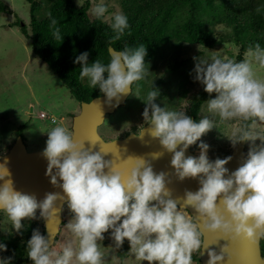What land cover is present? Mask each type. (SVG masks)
<instances>
[{"label": "clouds", "instance_id": "9594fccd", "mask_svg": "<svg viewBox=\"0 0 264 264\" xmlns=\"http://www.w3.org/2000/svg\"><path fill=\"white\" fill-rule=\"evenodd\" d=\"M77 4L80 6V0ZM106 13L104 0L91 9L98 20ZM49 16L54 39L62 40L56 19ZM111 21L113 36L109 44L120 40L130 28L122 12L112 13ZM109 55L110 61L105 64L99 59L89 62V53L83 52L74 63L81 66V81L98 88L109 105L116 100L118 106L124 95H135L133 84L145 79L149 70L145 68L147 49L144 44L122 51L109 48ZM248 57L240 62L193 58L195 81L206 93L216 94L207 101L208 112L221 121L246 122L227 138L233 147L250 143L246 160L235 171L225 167L231 156L214 161L208 158L210 146L201 137L216 128L214 119L205 116L194 121L186 111L166 110L155 102L160 92L154 87L142 100L146 105L143 119L150 125L151 135L173 153L171 166L179 180L199 179L196 192L186 191L184 207L178 208L166 188V174H157L150 161L129 157L127 161L133 166L126 174L114 169L113 162L106 161L101 152L86 148L84 141L76 140L64 127L48 131L42 152L48 161L46 175L67 196L70 218L64 227L77 238L78 246L69 242L61 252H53L51 237L34 229L25 242V257L31 264H103L98 241L105 239V233L116 249L127 240L135 259L147 264H193L192 254L201 250L203 232L219 233L220 239L232 243L243 239L257 247L264 240V127H259L264 125V82L254 78L252 63L264 68V48L259 43L250 45ZM197 141L199 156L186 157L188 147ZM178 146L182 147L177 150ZM11 175L7 163H0V211L11 223L9 236L22 234L25 220H41L46 228L58 220L55 202L63 197L49 193L38 202L34 196L17 191ZM187 206L198 213V222L180 211ZM7 250V244L0 241V252ZM229 251L228 245L219 254L209 250L207 264H231ZM0 264H13L12 258L0 257Z\"/></svg>", "mask_w": 264, "mask_h": 264}, {"label": "trees", "instance_id": "16d2710c", "mask_svg": "<svg viewBox=\"0 0 264 264\" xmlns=\"http://www.w3.org/2000/svg\"><path fill=\"white\" fill-rule=\"evenodd\" d=\"M25 1L29 4L30 22L28 25H19L21 33L29 40L35 55L57 75L79 104L102 95L98 88L90 87L87 80H80L81 66L74 63V60L83 52L89 53V62L99 59L107 64L110 61L109 46L122 51L125 47L135 48L144 44L147 49L145 57L147 68L161 61V58L166 56V48L174 44L198 45L212 49L227 42L232 45L233 49L227 52L234 62L245 59L250 45L259 43L264 48V0H112L117 4L119 12L128 17L130 28L120 40H113L111 44H109L113 36L110 28L111 18L105 19V16L98 20L92 16L91 0H80V6L77 0H45L49 11L42 18L36 17V11L42 2ZM108 9L114 10V6ZM1 13L11 14L12 11L9 6L0 2ZM49 14L51 18L56 19V27L60 29L62 40L54 39ZM17 23L18 21L13 25ZM189 64L188 59L180 56L167 61L165 71L169 73L170 78L173 77L171 82L175 84V91L172 94L160 91V86L170 81H164V77L161 76L152 82V88L160 92L155 101L157 104L164 99H171L173 104L168 111H186L194 121H199L207 116L202 114V108L209 99L215 97V93L211 95L206 93L199 82L198 89L191 92L195 81L193 71L195 66ZM142 84L143 80L135 82L132 86L133 92L136 89L141 90ZM183 100L187 104L182 109L180 106ZM208 117L216 121V126L224 125V121L218 116L211 114ZM229 123H236L239 127L246 122L234 120ZM145 124L147 122L144 121L140 127L132 125L116 137L122 138L129 133L137 134ZM20 132L21 127H18L12 142ZM102 138L106 141L112 140L107 136ZM12 142L0 149V156L9 150ZM230 152V149L222 150L216 157L225 158ZM42 224L41 220H26L22 234L9 236L8 232H11V229L1 233L0 241L7 244L8 250L0 252V257H11L13 264H31L25 257V242L31 237L34 229L38 228L45 235ZM62 224H65L64 221ZM260 246L263 255L264 240H261ZM128 253L129 244L125 240L123 246L117 249V256L123 261ZM192 260L199 264V254L192 255Z\"/></svg>", "mask_w": 264, "mask_h": 264}, {"label": "rangeland", "instance_id": "374dc122", "mask_svg": "<svg viewBox=\"0 0 264 264\" xmlns=\"http://www.w3.org/2000/svg\"><path fill=\"white\" fill-rule=\"evenodd\" d=\"M40 1L42 5L36 11L37 18H42L49 11L46 1ZM91 1L92 8L100 2V0ZM0 2L9 6L12 11L11 14H0V149L12 142L18 127H21L20 136L28 151L44 149L47 132L53 128L62 126L71 133V115L79 112L80 104L71 96L68 88L49 69L47 64L35 55L29 40L21 33L19 25H28L30 22L29 4L25 0H0ZM104 3L108 8L114 6V10L109 11L108 9V13L105 15V19H110L112 13L119 11L118 6L112 0H104ZM16 21H18L17 25H13ZM174 45L166 48V56L162 57L161 61L146 68L149 69L148 76L146 75L143 79L142 89H136L133 92L139 97L131 93L123 105L113 113L106 115L104 122L98 127L100 136L115 139L116 136L128 130L132 125L141 126V123L144 122L142 113L146 107L142 100L152 90V82L156 78L161 76L164 77V81L170 80L169 83L164 82L160 86V91L170 92V94L175 91V84L171 82L173 77L170 78L169 73L165 71V65L171 58L184 57L188 59L190 66H195L194 57H219L225 61L232 60L227 51L233 48L227 42L212 49H205L198 45ZM247 59H249L248 53L244 60ZM252 69L254 78L264 82V68L253 62ZM198 87V82L194 81L191 92L197 90ZM172 102L171 99H164L158 105L170 110ZM186 104V101L183 100L180 107L183 109ZM40 112L54 118L55 122L52 123L49 119L39 118ZM202 112L203 115H211L207 110V104L203 106ZM223 124L222 127L216 126L201 137V140L210 146L207 155L212 161L217 158L218 152L233 149L227 138L231 137L233 130L238 126L236 123H229V121H224ZM259 127H264V125ZM199 143L200 141H197V144L190 146V150L198 156L200 153ZM255 143L259 145L260 141L257 140ZM249 148L250 143L245 142L244 155L246 158ZM180 211L186 218H191L186 211L182 209ZM69 218L70 213L66 203L62 208V220L66 224ZM10 229L12 230L10 221H8L6 214L0 211V234L10 231ZM104 235L105 239L98 241L103 264H147V261L141 262L135 259L130 251L128 256L120 261L117 256V249L114 247L113 241L109 239V234L105 233ZM69 242H72L74 247L78 246L77 238L62 224L51 250L61 252ZM197 254H199L198 251L193 252L192 255ZM197 263V261H193V264Z\"/></svg>", "mask_w": 264, "mask_h": 264}, {"label": "water", "instance_id": "95a60500", "mask_svg": "<svg viewBox=\"0 0 264 264\" xmlns=\"http://www.w3.org/2000/svg\"><path fill=\"white\" fill-rule=\"evenodd\" d=\"M109 48L114 49L109 46L108 53ZM130 94L131 92L124 95L118 106H115L117 104L116 100H113L112 104L109 105L103 95L96 96L88 102H81L79 112L72 116L71 133L75 135L76 140L84 141L86 148L91 149L93 152H101L106 161L113 162L114 169L124 171L126 174L130 172L133 166L132 162L127 161L129 157H140L150 161L157 174L160 172L166 174V188L171 193V198L177 201L178 208L184 207L183 201L186 191L196 192L200 187L199 179L179 180L175 169L171 166L173 153L167 150L158 151L157 141L159 139L151 135L150 125L145 124L137 134L129 133L122 139L115 138L105 141L98 133V127L102 125L106 115L113 113L123 105ZM92 136H96L100 140L102 147L95 145ZM132 136L138 139H130ZM116 142L123 143L118 144ZM180 147L182 146H178L177 150ZM244 147L245 142H241L233 147L229 153L228 156H231L232 159L225 166L229 169V172L235 171L246 160ZM187 150L189 153L194 154L190 151V146ZM42 152L43 149L28 151L21 136L18 135L9 150L0 156V163H7L12 174L11 179L14 181L17 191L34 196L38 202L45 199L49 193L63 197V199L58 198L55 202L58 220L49 223L47 228L45 222L42 221L44 234L51 237L53 244L62 225V208L67 203V196L62 188L53 185L51 178L46 175L48 161L45 157L42 158ZM38 153L41 155H36ZM105 171L107 172L108 169H105ZM2 184L3 181H0V185ZM222 199L223 196L219 197L217 203L219 204ZM181 209L189 214L194 223L199 221L198 213L191 206ZM201 240L202 248L199 252V264H207L209 250H215L219 254L224 245H228L230 248L231 264H264V254L262 255L260 246L261 241L257 247L252 246L243 239L232 243L229 239H220L219 233L212 232H203ZM204 244H206V248L203 250ZM226 264H229V262L226 261Z\"/></svg>", "mask_w": 264, "mask_h": 264}, {"label": "bare ground", "instance_id": "6f19581e", "mask_svg": "<svg viewBox=\"0 0 264 264\" xmlns=\"http://www.w3.org/2000/svg\"><path fill=\"white\" fill-rule=\"evenodd\" d=\"M73 116V115H72ZM92 138H93V141H94V143H95V145H97V146H99V147H102V145H101V142H100V140L96 137V136H92ZM118 139H122V138H118ZM130 139H133V140H136V139H138V138H135V137H130ZM106 141V140H105ZM116 143H118V144H121V143H123V142H116ZM157 146H158V151L159 152H163V150H166L162 145H161V143H160V141H157ZM191 151V150H190ZM192 152V151H191ZM193 153V152H192ZM42 154V153H41ZM40 153H38V154H36V155H41ZM185 154H186V157H198V155L197 154H191V153H189L188 152V150H186V152H185ZM42 158H44V156L42 155ZM212 161V160H211ZM185 211V210H184Z\"/></svg>", "mask_w": 264, "mask_h": 264}, {"label": "built area", "instance_id": "2783aa9c", "mask_svg": "<svg viewBox=\"0 0 264 264\" xmlns=\"http://www.w3.org/2000/svg\"><path fill=\"white\" fill-rule=\"evenodd\" d=\"M39 118H41V119H49L50 120V122H55V120H54V118H52V117H49L47 114H45L44 112H40L39 113Z\"/></svg>", "mask_w": 264, "mask_h": 264}, {"label": "crops", "instance_id": "0c3cea01", "mask_svg": "<svg viewBox=\"0 0 264 264\" xmlns=\"http://www.w3.org/2000/svg\"><path fill=\"white\" fill-rule=\"evenodd\" d=\"M187 216H188V214H187Z\"/></svg>", "mask_w": 264, "mask_h": 264}]
</instances>
